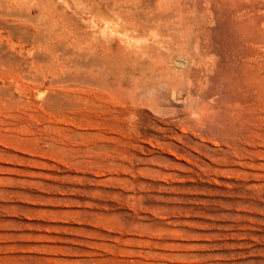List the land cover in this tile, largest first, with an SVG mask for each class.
I'll return each instance as SVG.
<instances>
[{
  "label": "rangeland",
  "instance_id": "1",
  "mask_svg": "<svg viewBox=\"0 0 264 264\" xmlns=\"http://www.w3.org/2000/svg\"><path fill=\"white\" fill-rule=\"evenodd\" d=\"M0 264H264V0H0Z\"/></svg>",
  "mask_w": 264,
  "mask_h": 264
},
{
  "label": "bare ground",
  "instance_id": "2",
  "mask_svg": "<svg viewBox=\"0 0 264 264\" xmlns=\"http://www.w3.org/2000/svg\"><path fill=\"white\" fill-rule=\"evenodd\" d=\"M110 3V2H109ZM110 5V4H109ZM141 6V5H140ZM116 8V7H115ZM120 8V7H119ZM113 10H114V8H113ZM153 19V18H152ZM18 29H20V28H18ZM22 29V28H21ZM15 32V31H14ZM25 32H27V31H25ZM20 33V32H19ZM53 33V32H52ZM17 34V33H16ZM24 34V33H23ZM62 34V33H61ZM53 35H54V33H53ZM25 36V35H24ZM29 36V35H28ZM39 37V36H38ZM49 39V38H48ZM22 40V39H21ZM63 46V45H62ZM50 47V46H49ZM56 52V51H55ZM84 53V52H83ZM60 57V56H59ZM98 61V60H97ZM60 67H61V70L62 71H64L63 69H64V65L63 64H61V65H59ZM100 67V66H99ZM51 71V70H50ZM52 72V74H56L57 72L54 70V71H51ZM58 74V73H57ZM257 75H255L256 76V79H261V75L259 76V73H256ZM65 77V76H64ZM63 77V78H64ZM258 77V78H257ZM65 79V78H64ZM44 80H45V78H44ZM258 81V80H257Z\"/></svg>",
  "mask_w": 264,
  "mask_h": 264
}]
</instances>
